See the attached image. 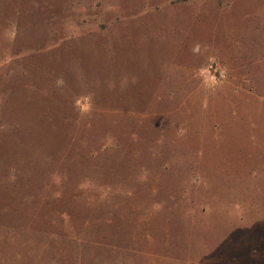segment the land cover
Returning <instances> with one entry per match:
<instances>
[{"label": "rangeland", "instance_id": "374dc122", "mask_svg": "<svg viewBox=\"0 0 264 264\" xmlns=\"http://www.w3.org/2000/svg\"><path fill=\"white\" fill-rule=\"evenodd\" d=\"M0 264H264V0H0Z\"/></svg>", "mask_w": 264, "mask_h": 264}, {"label": "crops", "instance_id": "0c3cea01", "mask_svg": "<svg viewBox=\"0 0 264 264\" xmlns=\"http://www.w3.org/2000/svg\"><path fill=\"white\" fill-rule=\"evenodd\" d=\"M116 17H117V16H116ZM117 22H118V17H117V21H115L113 24H116ZM175 33H181V32L178 31V30H176ZM181 34H183V33H181ZM174 37H175V35H174ZM175 39H176V38H175ZM177 40H180V41H181L180 44H182V42H183L182 40H183V39H176L175 42H176V43H179Z\"/></svg>", "mask_w": 264, "mask_h": 264}]
</instances>
